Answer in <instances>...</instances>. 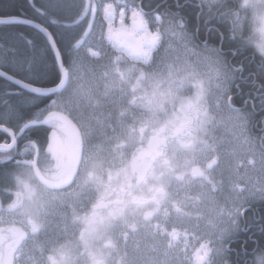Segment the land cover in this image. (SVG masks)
<instances>
[{
  "label": "clouds",
  "instance_id": "obj_1",
  "mask_svg": "<svg viewBox=\"0 0 264 264\" xmlns=\"http://www.w3.org/2000/svg\"><path fill=\"white\" fill-rule=\"evenodd\" d=\"M199 11L197 18L205 17V23L212 20L226 26V36L235 47L225 49V32L217 30L219 41H213L205 34L199 35V29L190 30L187 18L169 17L165 21L163 14H157L154 31L159 33L160 42L148 64L122 66L119 55L105 58L103 47L100 57L83 56L65 66L67 76L56 95V110L68 116L87 140L91 135L90 117L96 104L103 95V84L123 80L134 91L137 98L151 97L158 91L174 93L179 87L191 85L192 92L184 97L202 112L213 118L234 117L240 121L241 141L247 145L254 143L248 135L247 125L253 113L237 107L234 102L233 87L237 85L239 74L243 72V63L235 62L240 52L250 50L253 59L259 58L264 67V0H188ZM208 31H211L209 29ZM119 73V75H118ZM256 83V81H254ZM264 89V83L258 85ZM264 144V137L260 138ZM264 155V154H262ZM250 166H255L257 156L254 151L246 153ZM34 192L35 198L42 194V185L35 177H23ZM248 173L235 174L228 186L227 195H217L210 207V214L219 221L227 219L235 228L239 224V206L247 204L254 196L264 201V179L259 194L253 192ZM219 188L218 185L214 186ZM16 191L22 187L14 186ZM27 219V218H25ZM246 264H258L264 257V245L254 242ZM225 264H230L226 261Z\"/></svg>",
  "mask_w": 264,
  "mask_h": 264
},
{
  "label": "rangeland",
  "instance_id": "obj_2",
  "mask_svg": "<svg viewBox=\"0 0 264 264\" xmlns=\"http://www.w3.org/2000/svg\"><path fill=\"white\" fill-rule=\"evenodd\" d=\"M127 4L130 7V5H135V2L134 0H127ZM146 18L148 19L151 28L154 29L159 17L156 15L150 17L146 14ZM165 21H167V19H165ZM100 23L101 20L98 19L95 27H93L92 35L84 39V46L80 49L74 60H79L85 55L91 57L88 53H86V47L92 46L96 50L100 51V45H102L104 46L103 51H106V53H104L106 59L116 54L121 57L120 63L122 66L142 64L140 62L130 60L126 55H121L113 51L107 43H104L100 38ZM104 86L105 89H103V95L100 98V102L95 105L94 110L92 111V118L94 116H99L101 120L105 121L109 119L108 117H110L114 119L113 121H118L120 111L126 107L130 113L128 114L129 118L128 120L126 119L127 121H122L121 124L124 125L126 123H132L135 128L132 130L128 129L125 132L122 131L123 133L120 132V143L109 146V148L108 142L104 140L107 139V135L104 136L102 141H99L97 134H94L96 132H91L90 142H86V150H95L96 148H98L101 152L106 149L109 150L108 154H103V157L105 156L103 161L96 158V163L92 167L91 171L92 174L99 173L98 176L101 174V176L103 175L105 178L108 173H113L118 176L128 174L130 156L132 150L134 149V145H138L142 140L140 139L141 136H144V139L148 132V128L145 129L146 120L148 121L150 118V120L153 119L154 123L161 122L166 118V116H170L171 118L172 113H177L179 110L186 111L196 106L191 102H185L184 100V97L190 95L192 92L191 85L179 87L174 93H164L162 91H158L157 95H164L163 97L165 101L161 102L162 105H159L157 109L153 108L151 111L141 110L140 108H132L130 111L129 106L124 105L126 99L123 100L119 97H112L111 94L120 93L118 90L122 86L123 88L121 89V92L130 88V86L122 79L119 81L114 80L109 84H104ZM190 104L192 107H189ZM198 110L200 109L198 108ZM236 119L237 118L234 117L216 119L200 110L201 135L198 138V142L201 144L207 143L208 148L210 147V143L212 141L224 139L225 142L228 143L227 145L222 141L219 143V147L223 151L222 164L224 165L214 168L212 169L213 171L210 172V176L212 179H215L216 182L219 183V180H224V183H226V187L224 186V188H221L219 195H227L228 186L232 177L239 172H245L249 174V183L253 186V192H255L258 196L262 187L261 180L264 179V157L262 156L260 159L261 154L258 157L255 148H252L251 145L242 143L241 131L237 129L235 122ZM91 121L90 117V126L91 129H93L95 127L91 125ZM72 138L73 137H69L68 141L72 140ZM125 138L126 141L124 140ZM250 150L254 151L257 156V163L255 166H250L246 160V153ZM241 162L242 164H240ZM39 183L41 184L40 181ZM98 188L90 194H87L89 199L88 207H91L94 204L96 197L99 195L100 190H102V187H100L99 190ZM198 191L201 192V197L204 200L203 195H209L208 192H210V187L203 185ZM83 194H86V192L80 191L78 196H82ZM45 196L46 193H44L42 201L40 200L41 196L38 198V201L41 203H39L36 208L33 206H26L21 209V212L31 214L33 215V218L36 215L38 216V214L41 213V209L44 208V205L46 206V202L44 200ZM215 197L216 195H212L213 199ZM79 198L82 199V197ZM259 201L261 200L254 196L247 204L238 205L239 214L248 204L257 203ZM206 204H208V202H206ZM210 207H205L201 203L198 204L197 207L193 208V214H195L196 217L198 216L197 218L200 216L201 220L198 221L200 223L199 225H205L206 227L211 225V230H215V234H208L210 236L211 254L206 264H225L226 261H230L228 242L238 234L241 229V223L233 228L226 219L224 221H219L211 214L206 215L205 213L210 210ZM145 210V207H137L134 214L127 211L116 214L115 217L108 216L107 211L100 213L98 216L93 215L87 217L86 214H83L84 218H81L83 227L80 229V232L73 234L71 239L67 240V242L65 241L66 243L64 244V248L60 252L55 251L54 254H51L50 264H53L54 257L59 260L58 264H193L189 258V250H187L188 254L180 249L178 251L175 248L174 241L163 233L164 228L161 226L163 225L167 229L178 227L184 230V228H187L188 231H190L191 229L189 228L192 224H194V221H189V217H183L181 215L182 212H179L170 218V222L165 223L162 222L158 216H156V208L154 209L155 213H152L151 217H145ZM151 221L161 222H159L157 227H144ZM39 229L40 228H37V231H39ZM128 234H131L129 242H134L135 240L132 239L134 237L142 240L140 246L141 249L138 253H135L134 251L128 255L124 253L123 239L124 236H127ZM213 237L216 238L215 242H213ZM205 241L208 240L205 239ZM194 244L196 245L198 242L193 243V247ZM19 254V264H23L25 254L22 252ZM168 254L170 256H167ZM61 258H63L62 261L60 260Z\"/></svg>",
  "mask_w": 264,
  "mask_h": 264
},
{
  "label": "snow or ice",
  "instance_id": "obj_3",
  "mask_svg": "<svg viewBox=\"0 0 264 264\" xmlns=\"http://www.w3.org/2000/svg\"><path fill=\"white\" fill-rule=\"evenodd\" d=\"M108 0H100L99 4L93 0H84L79 7L73 23L65 24V27L85 23L86 28L81 35L86 39L92 35V28L95 27L96 16L100 15V38L107 43L113 51L127 55L136 62L148 64L153 58L155 50L160 42L159 33L151 29L140 9L129 7L127 0H113L105 10ZM121 9H124L121 13ZM130 14V15H129ZM91 18V23H86ZM129 19L131 23H128ZM29 23L23 17L2 15L0 25H15ZM52 24L58 21L53 17ZM23 35V33H18ZM48 45L52 49L57 60V71L60 73L58 79L48 88L30 86L23 83L16 77L5 71H0V79L15 83L24 87L38 96L56 97L59 89L63 87L64 77L67 76L63 64V55L55 37L49 32ZM28 46H33L32 39H26ZM82 46V40L78 37L73 42V47ZM98 55V54H96ZM24 59L19 49L14 44H6L0 39V68L9 64H24ZM35 62V56L27 58V68L31 69ZM18 96L20 92L15 89H5L0 96L3 107L0 108V175H7L14 186L22 187L23 191H16V200L10 205L16 207L22 205L25 199L37 203L35 192L31 184L23 177H35L43 185L44 189L66 185L71 182L72 172L61 152V145L69 138L79 139V131L76 126L62 112L53 111L56 101L50 100L43 110H36L31 117H23L16 105L7 97ZM189 107H192L190 104ZM41 124L49 130L50 139H46L43 148L39 141L33 139L30 130ZM23 140V144H21ZM19 157V158H18ZM5 191H11L5 188ZM33 230L39 225L32 220ZM23 235L22 230L12 228L7 234L0 237V240L9 243V250ZM203 257H201L202 259ZM0 264H9L7 254L0 249ZM258 264H264V257L259 258Z\"/></svg>",
  "mask_w": 264,
  "mask_h": 264
},
{
  "label": "trees",
  "instance_id": "obj_4",
  "mask_svg": "<svg viewBox=\"0 0 264 264\" xmlns=\"http://www.w3.org/2000/svg\"><path fill=\"white\" fill-rule=\"evenodd\" d=\"M84 0H0V16L11 15L34 20L45 26L55 37L59 46V50L63 55L64 65L73 63L74 58L84 46V37L81 35L85 30L86 24L81 23L73 27H65V24L73 23V19L79 10L80 5ZM139 5L150 16L153 13L159 12L163 14L165 19L169 17L178 18L183 16L187 18L188 27L195 31L202 24L201 38H204V29L210 26V23L205 24V17L197 18L199 9L195 8L192 3L187 0H137ZM55 17L57 24H52L51 19ZM87 23V22H86ZM212 32L213 41H219L220 35L217 31L225 32L224 47L230 49L235 45L227 39L226 26L214 20ZM23 33V35H18ZM80 38L82 46L73 47V42ZM0 39L6 44H14L20 54L25 57L24 64H9L1 68L8 74L22 80L23 82L40 87H50L58 79L60 73L57 71V60L48 45V39L38 28L21 23L11 26L0 25ZM26 39L34 41L33 46H28L25 43ZM35 56V62L31 69L27 68V58ZM235 62L243 63L245 68L244 76H249V80H253L255 76L260 79L261 68L259 58L253 59L250 55V50L240 52L235 57ZM15 89L20 92V95L7 97L14 105L17 106L23 117H31L32 114L40 109L43 110L46 105H49L50 100H56V97L38 96L34 93L21 88L15 83H10L5 79H0V93L5 89ZM5 97L0 96V99ZM234 104L243 105L245 99L239 95L233 98ZM3 105L0 103V108ZM33 139L39 141L43 148L46 139H50L49 130L41 124L38 127L30 130ZM23 144V140H21ZM19 158V157H18ZM38 180V179H37ZM65 186V185H64ZM63 185H56L54 187H64ZM67 186V185H66ZM5 188H10L11 191H5ZM14 185L11 183L7 175H0V211L10 209V205L16 200ZM244 220L246 224L245 229L241 228L239 238L231 240L234 249L229 253L230 264H246L248 256L255 246L254 242L259 241L264 245V201L249 204ZM241 218V223L243 221Z\"/></svg>",
  "mask_w": 264,
  "mask_h": 264
},
{
  "label": "flooded vegetation",
  "instance_id": "obj_5",
  "mask_svg": "<svg viewBox=\"0 0 264 264\" xmlns=\"http://www.w3.org/2000/svg\"><path fill=\"white\" fill-rule=\"evenodd\" d=\"M93 2L99 4L96 0H93ZM98 19H100L99 14L96 16V21H98ZM212 22H214V20L211 21L210 26L207 29H204V36L206 33L211 38L214 36V33L212 32L214 23ZM87 23H91V18H89ZM204 25L206 26V23ZM198 26L199 34H202L201 22H199ZM209 29H211V31H208ZM101 46L102 45H100V48ZM102 47L104 49V46ZM104 53H106V51ZM260 68V79L255 76L254 79L250 81L249 76H244L245 68L243 67V72L239 74L240 78L236 82L238 87L234 86L233 92L235 94L234 97L241 95L245 99L244 104L237 105V107L243 108L246 112L253 113L247 125L248 135L253 138L254 143L252 144L260 149L261 154H264V144L260 143V138L264 137V89H261L258 86L259 83H264V67L260 66ZM254 81H256V83H254ZM122 88L123 86L120 89L118 88L120 93L111 94L112 97H119L125 100L127 96H129L127 90L130 91L132 88H124L125 90L121 92ZM123 95H126V98ZM125 103L124 105H126ZM92 115L93 114H91V125L95 127L93 128V131L96 132L94 134H97L99 141H102L104 139V130L101 129V126H104V124L99 122V116H94L92 118ZM108 118L112 119L110 117ZM109 119L107 120L109 121ZM69 120L73 123L71 119ZM145 122V129L148 128V132L144 139V136H141L140 139L142 140L138 145H134V149L130 156L128 174L118 176L113 173H108L105 178L103 175L101 176V174L98 176L99 173H91L83 183L82 187L84 189L82 190L86 192V195L88 193L90 194L99 186L102 187L94 204L91 207H88L85 211L84 215L86 214L87 217L93 215L98 216L104 211H107V215L112 217H115L116 214L127 211L134 214L137 207H145V217H151V214L155 213L154 209L156 208L157 213V209L161 204L166 202L168 191L174 186L177 181L176 179L178 178V169L180 165L178 166L177 164V158L179 157L181 150L195 146L201 135L200 110H198L197 106H194L186 111L179 110L177 113H172L171 118L170 116H166L161 122L154 123L153 119L150 120V118ZM235 122L236 125H241L238 119H236ZM74 125L79 131V139L77 140L75 137L70 141L67 139L61 145L60 149L72 172L71 182L66 185H71L75 181L86 148V142H89V139L85 140L79 126L76 124ZM153 136H156V139L153 142L152 149H150L149 143ZM124 140L126 141V138ZM262 156L264 157V155ZM149 163L150 166L147 173L140 181L138 178V171L142 165H147ZM221 165L224 164L221 162L217 167H220ZM225 185L226 183L222 188H224ZM99 205L102 206L98 207ZM181 212L183 217H189V221L195 220V215L193 214L194 209L191 206V202L188 200L184 202ZM246 212L247 209L244 210L241 215L242 220H244ZM245 224L246 221L244 220L243 224L241 223L242 229ZM173 230H177L176 227L170 231ZM243 230L247 231L248 228H244ZM8 232L9 228H0V237ZM24 234L26 238V233ZM238 234L228 242L229 253L234 249L231 240L238 239ZM178 240L179 239L174 241ZM23 241L24 239H18L9 250V243L0 240V249L6 254L11 253L9 264L16 263V253ZM53 259V264H58L59 260L55 258ZM60 260L62 261L63 258Z\"/></svg>",
  "mask_w": 264,
  "mask_h": 264
},
{
  "label": "built area",
  "instance_id": "obj_6",
  "mask_svg": "<svg viewBox=\"0 0 264 264\" xmlns=\"http://www.w3.org/2000/svg\"><path fill=\"white\" fill-rule=\"evenodd\" d=\"M138 100L136 96L132 98V102L135 103ZM95 156V153L88 152L85 157L83 164L81 166V175L78 179L77 183H80L88 174L89 172V165L92 163V160ZM218 159V154L215 152L213 154H205L204 157H198L196 159V162L198 164H201L204 166V170L206 171L205 178L206 182L211 186L212 190L216 192L218 188L214 187L218 185L216 181H214L210 175L209 170L212 167V164L215 160ZM187 170L190 169V167H186ZM196 182V179L191 175L188 174L186 177L182 180V183L175 186V188L172 191V194L168 197V201L165 202L163 206V210L166 213H169L171 208H176L178 204L180 203V200L182 197H190L195 199H200V196L195 195L194 193L189 191V188ZM201 182V181H200ZM74 188H68L66 190H59L53 192V197L58 200L62 206L65 207V209H62L59 212H55L52 222L50 223V228L55 230V238L59 240L63 237V235L70 229L71 224L74 222V211L78 209H82L84 207V204H78L75 205L71 198L73 196ZM58 214V217L56 215ZM1 225H18L22 227L27 234L29 235L28 241L30 245H23L21 246V249L28 252L30 249V246H34L39 250V252L42 254L43 257H46L47 252L44 246L37 240V238L33 235L32 226L29 224L27 219H25L24 216H21L19 214H16L14 212H5L0 215V226ZM136 248L138 245L135 246Z\"/></svg>",
  "mask_w": 264,
  "mask_h": 264
},
{
  "label": "bare ground",
  "instance_id": "obj_7",
  "mask_svg": "<svg viewBox=\"0 0 264 264\" xmlns=\"http://www.w3.org/2000/svg\"><path fill=\"white\" fill-rule=\"evenodd\" d=\"M113 3V0H109L107 2V4L105 5V10H107L108 8V5L109 4H112ZM130 7H135V8H138V6L136 5H131ZM121 13H123L124 9H121L120 10ZM142 12V11H141ZM130 15V14H129ZM142 15L144 16V18L146 19V21L149 23L148 19L146 18V16L143 14L142 12ZM128 23H131V20L129 19ZM150 24V23H149ZM152 29V28H151ZM154 31V29H152ZM43 33V32H42ZM98 54V55H96ZM93 56L97 57L99 56V52L98 51H93ZM127 56V55H126ZM130 60L134 61L132 58H130L129 56H127ZM136 62V61H135ZM177 229V228H176ZM178 229L177 230H173V231H170L169 235L171 236L172 240H177L178 237H179V234H178ZM211 247H210V244L208 241H205V242H200L198 245H197V248L194 250V253H193V256H192V259H193V264H206V262L208 261L209 259V256H210V252H211ZM201 257H203L201 259Z\"/></svg>",
  "mask_w": 264,
  "mask_h": 264
},
{
  "label": "water",
  "instance_id": "obj_8",
  "mask_svg": "<svg viewBox=\"0 0 264 264\" xmlns=\"http://www.w3.org/2000/svg\"><path fill=\"white\" fill-rule=\"evenodd\" d=\"M25 19H27V18H25ZM28 21H29V23H27V24H29V25H32V26H34V27H36V28H38L39 30H41L42 32H43V34L46 36V38L47 39H49L50 37H49V35H48V33L50 32L45 26H43L42 24H40V23H38V22H36V21H34V20H30V19H27ZM51 33V32H50ZM52 34V33H51ZM53 36V35H52ZM64 64V63H63ZM64 67H65V65H64ZM0 71H3L1 68H0ZM10 75V74H9ZM20 80V79H19ZM22 81V80H21ZM23 82V81H22ZM23 83H26V82H23ZM26 84H29V83H26ZM30 86H34V85H32V84H29ZM19 86V85H18ZM21 88H24V87H22V86H20ZM42 88H48V87H42ZM25 89V88H24ZM26 90V89H25ZM31 92V91H30ZM155 139H156V136H153L152 138H151V141H150V143H149V148L150 149H152V145H153V142L155 141ZM149 166H150V163L149 164H147V165H142L141 166V168H140V170L138 171V178H139V180L141 181L142 179H143V177L145 176V174L147 173V170H148V168H149ZM102 205H99L98 207H101ZM15 228V227H14ZM12 229V228H11ZM16 229H18V228H16ZM10 230V229H9ZM25 238V234L23 233V235H22V237H21V239H24ZM7 257H8V260H10V258H11V253H7Z\"/></svg>",
  "mask_w": 264,
  "mask_h": 264
},
{
  "label": "crops",
  "instance_id": "obj_9",
  "mask_svg": "<svg viewBox=\"0 0 264 264\" xmlns=\"http://www.w3.org/2000/svg\"><path fill=\"white\" fill-rule=\"evenodd\" d=\"M36 200H37V203H33L32 201H29L28 199H25L24 202H23V204L21 205V207L19 205V208L22 209V208H24L26 206H33L34 208H36V206L39 203H41L40 201H38V198H36ZM40 200L42 201V198H40Z\"/></svg>",
  "mask_w": 264,
  "mask_h": 264
}]
</instances>
